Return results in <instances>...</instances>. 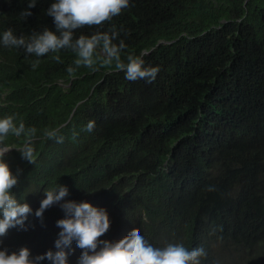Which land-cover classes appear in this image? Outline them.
Masks as SVG:
<instances>
[{
	"label": "trees",
	"instance_id": "trees-1",
	"mask_svg": "<svg viewBox=\"0 0 264 264\" xmlns=\"http://www.w3.org/2000/svg\"><path fill=\"white\" fill-rule=\"evenodd\" d=\"M52 2L37 0L24 18L29 0H0V36L55 30ZM113 27L124 55L159 69L153 81L76 67L70 49L36 57L0 43V117L37 130L35 164L16 148L4 156L18 176L13 193L32 211L0 249L55 252L60 204L74 200L107 211L100 240L137 228L154 247H203L200 264H264V0H129L74 38ZM48 128L63 142L44 139ZM6 142L20 147L22 138ZM60 185L68 195L37 217L45 190ZM65 251L79 264L75 240Z\"/></svg>",
	"mask_w": 264,
	"mask_h": 264
},
{
	"label": "clouds",
	"instance_id": "clouds-1",
	"mask_svg": "<svg viewBox=\"0 0 264 264\" xmlns=\"http://www.w3.org/2000/svg\"><path fill=\"white\" fill-rule=\"evenodd\" d=\"M37 0H29L28 8L22 12V17L32 15L30 9ZM129 0H53L47 9V15L53 18L55 30L44 28L34 32L30 38L17 37L9 29L0 36V43L5 47L24 48L28 54L42 57L49 53H59L70 49L75 55L76 67H86L98 70V67L114 68L123 71L129 81L144 79L153 81L159 71L157 67H146L142 56L132 53L124 55L126 45L123 40L115 43L118 32L115 27L111 32H95L91 35L81 34L74 38L76 30L85 26H98L121 14L127 8ZM59 62L60 56L53 57ZM39 60L32 64L35 68ZM69 73L73 68L68 69ZM94 121H89L85 131H92ZM37 130L26 128L21 120L16 123L14 115L0 117V237L7 234L9 228L25 226V220L32 211L27 203H21L12 189L18 183V176L13 175L4 156L16 148L29 163L35 164L33 147ZM9 136L22 138L20 147L10 146L6 141ZM46 140L62 143L64 137L59 128H48L43 133ZM209 190H214L209 188ZM45 198L35 215L43 218L44 211L53 204L59 203L68 195V189L60 185L51 190H45ZM65 217L57 221L61 229L55 241L56 251L51 249L43 255L30 258V250L21 247L18 252L10 254L7 249H0V264H38L48 259L52 264H67L68 253L73 240L82 250L79 264H200V258L206 256L203 247L191 250L181 243H168L163 248L154 247L148 243L140 230L133 228L118 241L100 240L110 227L107 211L93 206L90 202L67 200L60 204Z\"/></svg>",
	"mask_w": 264,
	"mask_h": 264
}]
</instances>
